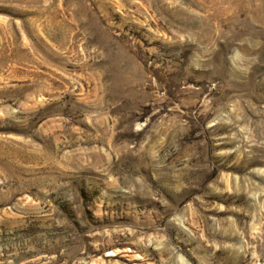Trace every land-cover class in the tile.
Returning <instances> with one entry per match:
<instances>
[{"label":"rangeland","instance_id":"obj_1","mask_svg":"<svg viewBox=\"0 0 264 264\" xmlns=\"http://www.w3.org/2000/svg\"><path fill=\"white\" fill-rule=\"evenodd\" d=\"M0 264H264V0H0Z\"/></svg>","mask_w":264,"mask_h":264}]
</instances>
